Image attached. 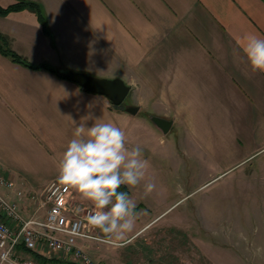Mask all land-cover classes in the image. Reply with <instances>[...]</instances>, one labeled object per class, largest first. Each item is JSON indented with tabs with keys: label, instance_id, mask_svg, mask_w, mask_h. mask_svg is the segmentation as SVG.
I'll return each mask as SVG.
<instances>
[{
	"label": "crops",
	"instance_id": "obj_1",
	"mask_svg": "<svg viewBox=\"0 0 264 264\" xmlns=\"http://www.w3.org/2000/svg\"><path fill=\"white\" fill-rule=\"evenodd\" d=\"M29 1L46 27L31 8L0 15V44L6 40L31 63L62 73L122 77L131 86L129 105L139 109L130 113L125 103L116 107L105 95L0 51V172L23 196L1 185L0 191L26 217L37 211L33 195L58 180L62 154L85 117L86 127L97 119L120 127L127 147L139 146L149 161L146 181L155 190L146 195L145 182L126 185L137 232L174 226L179 216L164 213L178 201L237 166L264 164V73L251 71L238 45L248 33L264 37V0ZM153 115L171 120L168 131ZM184 175L217 176L191 186L186 176L179 182ZM71 197L80 209L94 208L72 187ZM40 213L44 218L45 209ZM93 241L78 239L85 251ZM29 257L37 264H80L43 239L35 249L17 246L14 260Z\"/></svg>",
	"mask_w": 264,
	"mask_h": 264
},
{
	"label": "rangeland",
	"instance_id": "obj_2",
	"mask_svg": "<svg viewBox=\"0 0 264 264\" xmlns=\"http://www.w3.org/2000/svg\"><path fill=\"white\" fill-rule=\"evenodd\" d=\"M124 103L133 104L130 94ZM185 176L196 186L217 175H184L179 182ZM166 214L181 221L173 228H133L126 236L137 233L125 242L97 240L86 251L95 264H264V164L248 162L218 175Z\"/></svg>",
	"mask_w": 264,
	"mask_h": 264
},
{
	"label": "clouds",
	"instance_id": "obj_3",
	"mask_svg": "<svg viewBox=\"0 0 264 264\" xmlns=\"http://www.w3.org/2000/svg\"><path fill=\"white\" fill-rule=\"evenodd\" d=\"M238 45L251 71L264 73V37L248 33L238 40ZM84 121L75 127L62 154L58 180L94 205V214L87 218L92 227L109 242L121 241L132 232L136 216L135 202L118 190L122 185L135 187L145 182V194H151L156 185L146 181L150 164L139 146L127 147L125 132L114 123L97 119L86 127ZM0 264L16 262L5 251L0 253Z\"/></svg>",
	"mask_w": 264,
	"mask_h": 264
},
{
	"label": "built area",
	"instance_id": "obj_4",
	"mask_svg": "<svg viewBox=\"0 0 264 264\" xmlns=\"http://www.w3.org/2000/svg\"><path fill=\"white\" fill-rule=\"evenodd\" d=\"M0 185L14 190L18 197L23 190L17 189L15 182L0 172ZM39 208L46 211L40 218L36 212L26 218L18 204L0 191V253L9 251L11 258L20 243L35 249L41 239L53 251L71 253L83 264H95L93 257L78 243L79 238L104 240L96 229L88 223V216L94 214L92 207H83L71 197V187L59 180L50 181L39 193L33 195ZM16 264H37L33 257Z\"/></svg>",
	"mask_w": 264,
	"mask_h": 264
},
{
	"label": "water",
	"instance_id": "obj_5",
	"mask_svg": "<svg viewBox=\"0 0 264 264\" xmlns=\"http://www.w3.org/2000/svg\"><path fill=\"white\" fill-rule=\"evenodd\" d=\"M63 75L78 82L90 92L105 95L114 105L122 104L131 90V86L119 76L103 77L79 70H68L63 72ZM138 109L139 107L136 105L126 106V110L133 114L137 113ZM152 119L164 132L168 131L171 120L156 115H153Z\"/></svg>",
	"mask_w": 264,
	"mask_h": 264
},
{
	"label": "trees",
	"instance_id": "obj_6",
	"mask_svg": "<svg viewBox=\"0 0 264 264\" xmlns=\"http://www.w3.org/2000/svg\"><path fill=\"white\" fill-rule=\"evenodd\" d=\"M24 8H31L33 10H36L39 13L41 21H43V24L46 27V21H45L44 15L40 11V9H38L37 3L29 1V0H16V2L14 4H12V5L8 6V7H2L0 5V15H6V14H8L11 11H17V10H21V9H24ZM0 51L3 54L11 57L12 60H14L16 62H19V63H22V64H24V65H26L28 67L35 68V69H41V68L47 69V70H50L52 72L57 73L58 75H60L62 77H65L62 72H60L59 70L49 66L46 63H43V64L31 63L30 61H28L27 59H25L24 57L19 55L17 52L9 49L7 47L6 40L3 41V44H0ZM114 106L123 107L124 104L122 103L120 105H114ZM118 191L125 192L127 195L129 194V189H128V187L126 185H122Z\"/></svg>",
	"mask_w": 264,
	"mask_h": 264
}]
</instances>
